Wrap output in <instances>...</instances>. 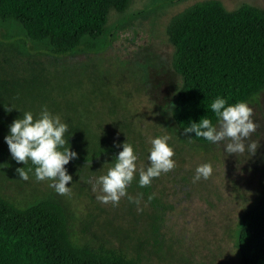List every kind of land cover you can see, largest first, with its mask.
<instances>
[{"label":"rangeland","instance_id":"obj_1","mask_svg":"<svg viewBox=\"0 0 264 264\" xmlns=\"http://www.w3.org/2000/svg\"><path fill=\"white\" fill-rule=\"evenodd\" d=\"M204 1L135 0L126 14L111 13L103 49L64 56L26 39L18 24L0 19V84L43 69L57 87L49 98L62 113L78 106L113 140H128L138 157L127 196L115 206L96 199V179L106 174L111 158L66 168L72 181L65 194L31 174L28 181H13L1 173L0 194L19 208L55 198L67 212L71 240L78 246L103 245L141 264H241L236 247L241 216L264 186V91L248 103L257 129L245 144L255 141V153L227 154V141L194 144L171 118L181 79L171 68L174 50L167 27L175 15ZM219 1L228 11L243 4L264 9V0ZM8 90L22 96L21 90ZM54 102L38 101V112L46 105L60 116L49 108ZM163 135L171 138L175 167L141 188L138 172L148 166L150 139ZM202 163L211 164L212 174L194 183L195 168Z\"/></svg>","mask_w":264,"mask_h":264},{"label":"trees","instance_id":"obj_2","mask_svg":"<svg viewBox=\"0 0 264 264\" xmlns=\"http://www.w3.org/2000/svg\"><path fill=\"white\" fill-rule=\"evenodd\" d=\"M134 1L0 0V19L18 24L26 39L64 56L103 49L111 13L126 14ZM166 34L174 50L171 68L181 79L171 118L182 133L190 121L199 122L205 116L216 123L214 114L207 110L216 96L229 104L250 103L264 91V9L243 4L228 11L219 0L199 2L175 15ZM8 86L21 90L22 96L10 93ZM56 88L43 69L0 84V173L13 181L20 179L16 169L25 165L12 159L4 141L9 125L24 111H31L35 118L39 113L36 103L54 102L48 94ZM64 90L67 93L72 89L69 86ZM49 108L61 113V120L68 124L65 139L77 153L65 168L87 167L103 158L114 160L122 150L118 147L121 141L94 126L91 116L79 111L78 106L67 107L66 113L56 102ZM189 136L194 144H210L195 139L194 133ZM28 166H32L30 162ZM236 247L241 264H264V186L241 216ZM0 264L141 262L103 245L93 248L74 244L67 212L55 198L39 199L19 208L0 194Z\"/></svg>","mask_w":264,"mask_h":264},{"label":"clouds","instance_id":"obj_3","mask_svg":"<svg viewBox=\"0 0 264 264\" xmlns=\"http://www.w3.org/2000/svg\"><path fill=\"white\" fill-rule=\"evenodd\" d=\"M214 114L216 123L208 117H202L199 122L190 121L183 127V133L188 136L195 134V139H204L211 144L224 143L227 154L255 153L257 143L252 141L245 144L251 135L256 132L257 125L252 119V109L245 101L229 104L221 96L207 106ZM12 109H9L11 111ZM9 134L4 137L12 159L25 167L17 168L16 172L22 181H28L30 174L36 181H50L49 187L58 194L69 191L67 185L72 181L65 165L77 158L65 134L68 124L63 122L59 115L52 114L47 106H42L34 118L31 111H24L8 128ZM168 135L150 139L148 152V166L138 172V185L143 188L150 185L153 178L167 173L175 167L174 151L169 144ZM189 140L192 138L189 136ZM65 145H68L65 147ZM122 150L115 156L106 174L100 175L96 183L100 186V193L96 199L103 203L117 205L122 197L127 196V186L133 181L137 172L134 147L131 143L120 144ZM29 162L32 166H28ZM210 163H202L195 168L193 182L208 179L212 174ZM132 201V197H127Z\"/></svg>","mask_w":264,"mask_h":264}]
</instances>
